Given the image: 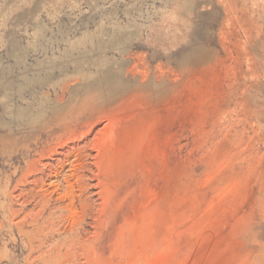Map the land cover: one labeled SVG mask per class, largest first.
<instances>
[{"label":"rangeland","instance_id":"374dc122","mask_svg":"<svg viewBox=\"0 0 264 264\" xmlns=\"http://www.w3.org/2000/svg\"><path fill=\"white\" fill-rule=\"evenodd\" d=\"M107 73L117 92L91 85ZM40 101L36 135L21 110ZM48 115H82L89 139L113 121L124 200L98 257L61 264H264V0H0V264H48L67 234L31 250L45 217L32 221L24 190L80 207L44 175L22 180L38 141L63 130Z\"/></svg>","mask_w":264,"mask_h":264},{"label":"bare ground","instance_id":"6f19581e","mask_svg":"<svg viewBox=\"0 0 264 264\" xmlns=\"http://www.w3.org/2000/svg\"><path fill=\"white\" fill-rule=\"evenodd\" d=\"M120 83L121 80L116 74L107 73L96 83H92L91 85L99 84L105 89L117 92L119 90L118 84ZM40 102L41 103H39L35 111H33L31 107H28L29 105L21 110V112L24 113V115H21V124L29 128V130L36 135L39 134L38 130H42L46 124L43 125L45 121L44 113L47 111V105L44 101ZM61 108L63 109L66 107H61L60 105L59 109ZM80 117L84 118L82 115H48V120L51 123L59 119L64 122L62 126L55 124L53 130H61V128H63L62 131L69 130L70 134L63 140L62 131L58 132L56 134L58 135L56 143L54 145H49L48 148L45 147L44 143L48 144L47 139L51 134H46V142L45 140L38 141L35 151L38 153L39 157L27 163V167L22 174L23 179L21 178L24 181L28 182L31 180L30 182L33 181V183L38 184L45 176L47 181L49 180L48 182L45 180L48 185L56 184L59 188L63 189V194L60 198L67 196L70 200L72 199V201L76 198L79 200L80 207L73 210L72 207H67L65 209V207L52 205L50 201L51 198L47 197L45 195L46 193L42 194V191L40 193L39 191L31 190L24 194V190L21 193L26 200L27 198L29 199V196L36 200V208L35 210L33 209L34 211L32 210L33 212L30 214L32 221H39L45 217V220L35 227L36 231H34V234H26L31 250L36 247L35 240L40 239L41 236H45L46 238L47 232H50V234H54L55 231L56 233L57 231H59L58 233H67L62 240L54 244L55 248L52 253L50 252L51 254H43L41 260L46 261L48 264L49 262H52V264H61L64 260L66 261L67 259L74 258L78 255V250L85 255L86 259L87 257L97 258L96 246L101 248L103 247V243L105 245V242H103V239L96 243V237L103 231L106 234L105 236L110 238L113 232L112 222L116 219L118 212L124 208V200L120 199L121 179L115 166L113 167L111 165L110 160V151L117 141L116 134L112 128L113 121L110 119L94 138L89 139V135L95 130V124L88 126L91 122H86L84 126L86 128L78 130L75 126L78 124ZM75 141L78 142L75 143ZM71 142H74V145L70 146ZM112 151H114V149ZM47 156L52 158L54 162H46L45 159ZM41 185H44V183ZM37 186L38 185L34 187ZM34 187L32 189H35ZM90 189H95L97 199L92 200L90 196H85L86 193L92 195ZM98 200L100 201L98 202ZM46 213H48L47 216ZM88 216H90L94 228L91 236H89V232L83 229V223ZM106 223H109V225L106 226ZM21 227L18 225V229L20 228L19 231L24 228ZM21 231L23 232L22 234H24L25 230ZM82 232L86 238L80 237ZM122 235L121 232L117 233L116 237L118 241ZM23 236H25V234ZM63 248H65V250H63Z\"/></svg>","mask_w":264,"mask_h":264}]
</instances>
